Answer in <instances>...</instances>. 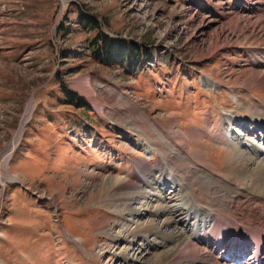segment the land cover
Instances as JSON below:
<instances>
[{
	"label": "rangeland",
	"instance_id": "1",
	"mask_svg": "<svg viewBox=\"0 0 264 264\" xmlns=\"http://www.w3.org/2000/svg\"><path fill=\"white\" fill-rule=\"evenodd\" d=\"M82 16L134 44L137 62L100 63L92 49L98 31L81 25ZM262 18L264 0H0V264H144L132 251L135 261L126 263L121 249L138 248L147 259L169 252L177 243L156 231L118 241L136 226L133 216L117 199L119 183L99 192L106 179L160 192L167 153L180 160L168 170L189 190L182 170H205L193 164L196 154L180 150L177 134L199 133L192 149L218 173L233 164L225 135L229 142L245 138V152L252 144L264 150ZM66 93L83 104H71ZM230 117L239 125L245 120L249 133ZM263 159L264 152L254 162ZM168 182L163 195L173 198L172 208L192 199L206 213L237 219L241 231L264 223L258 196L240 210L229 199L211 206L206 192L181 193ZM131 209H142L138 223L171 217L139 203ZM173 216L189 236L197 219ZM200 237L207 239L191 241L207 264H238L225 262L228 241L218 247L213 237ZM184 253L160 264H205Z\"/></svg>",
	"mask_w": 264,
	"mask_h": 264
},
{
	"label": "bare ground",
	"instance_id": "2",
	"mask_svg": "<svg viewBox=\"0 0 264 264\" xmlns=\"http://www.w3.org/2000/svg\"><path fill=\"white\" fill-rule=\"evenodd\" d=\"M29 113H31V107H29L27 115H29ZM229 121L232 124V126L236 124L239 125L240 123V120L236 121L233 118L231 119V117ZM244 122L245 120L243 121L242 125L239 126L242 127L244 124H246ZM259 123L258 125L260 126L258 125L257 126L258 128H262L263 129L262 131L264 133V125ZM245 130L246 129H244V131ZM245 132L246 135L249 133L248 131ZM177 135H178L177 136L178 141L181 144L183 143L184 145V147L180 146V150H182L183 153L188 155V157H191L193 153L196 154V157L192 158L193 164L195 163V165L201 166L205 170L203 172H199L198 175L196 173L197 169L195 168L187 167L186 170H182L181 173L184 175V181H186L187 185H189L188 187L189 190L186 187H184V185L181 182H180L181 185H179V181L177 177L174 175L173 172L168 170V168L171 166L177 165L178 167L180 160L179 158L174 160L171 155L172 153L171 154L167 153L166 158L168 157L167 159H169L168 162L169 167L162 166L161 168V178H158L159 184H161L162 186L160 192L158 190L157 193L154 194H152L151 192H141L138 191L140 189V186L137 185V183L126 184L127 183L126 182L124 184L123 183L121 184L119 180H113V179L104 180L105 182L104 186L101 188L99 192V193L108 192L110 190L117 188V186L120 184L119 187L123 192L117 196V199L120 202V206H124V207L128 206L129 215L133 216V219H131L130 221L132 224H136V226L134 227V229H128L125 233V236L120 237L119 238L120 240L118 241L126 242L129 239V237L136 238L138 236L144 235L147 232L156 231L157 234L161 236L164 235L167 240L174 241L177 244L174 247H172L169 250V252L163 255H156L154 256L153 259L150 258L147 259L146 258L147 256L142 257V252L139 251L138 248H133V247H124L123 249H121V253L119 254V256H121V258H123L126 263L127 262L129 263L130 260L134 259L129 257V253L130 251H132L134 255L137 256L138 260L141 261V263L160 264L161 261L171 260V258L175 256L178 250H184L185 252L184 254L187 256L188 259L190 258L191 261L197 258L198 260L200 259L203 263L207 264L208 262L207 260L209 258L207 259V257H205L202 259L203 256L201 257V255L199 254V249L192 243L191 240L194 239L193 241L197 242L201 239H207L205 237L197 238L198 236L209 235L215 239L216 241L215 246L218 247L224 245L225 242L228 241V245L226 246H228L227 248L229 251L227 252V255L223 256L225 262L236 261L238 262V264H264V255H262L263 254L262 252L264 250L263 222L259 221L260 224L257 222H253L252 224H250L251 227H246V231L245 229L241 231L242 226L245 225L240 223L237 219L227 217L219 212L206 213L204 207L200 204H197L192 199H191L192 203L190 204L185 203L183 206L175 205L172 208L171 206H169V202L172 201L173 198L163 195L165 191V187L168 185L169 183L168 181L170 180L172 181L171 183H173L174 186L181 187V193L183 191L186 194H190L193 192L198 195V192L200 191L204 194L206 192L207 198L209 199V201L206 202L211 206H215L218 199H221L222 204L223 202L225 204L226 203L225 201L229 199L228 202L229 201L232 202V204H234L233 207L237 210H240L241 204L243 205L249 203V198H251L250 195L258 196L261 198V200L260 199L255 200V202H257V205L263 204L264 202H262V200L264 199V159L259 160L257 164H255L254 160L255 157L258 154L264 152V150L261 149V147L259 148V146L256 147L253 146L252 144L250 145L252 147L251 148L252 150L250 152H245L244 150H241V148L249 147V145L245 142V138L240 139V138L231 137L232 141L229 142L226 139V135H225L223 137L225 139L224 142L226 141V144H228V146L230 145V149H231L228 163L230 164L233 163V164L228 165L224 173H218L210 170L209 166L205 162V153L202 154L200 152L193 151L192 149V144L196 143L199 139H201L199 133L191 134V136L186 135L185 133L184 136H182L181 134H177ZM172 142L173 140L171 139L170 143ZM163 163H161L160 165H162ZM191 173H193L194 175H191ZM208 173L212 174L214 178H211L210 174ZM148 174H150V172L148 173V170H146L145 176H147L148 179L147 182L150 183L149 178L151 176H148ZM165 178H168L169 180ZM223 178H226L225 179L226 184L222 183ZM181 180L182 179H180V181ZM230 181L234 183V186L233 184L229 185ZM117 183L119 184L117 185ZM151 190L155 191V189H151ZM234 192L236 193V197L234 198L230 197L229 194H233ZM202 197L201 199H204ZM157 201L159 202L157 207L153 206V203ZM134 203L141 204L142 208L144 207L146 210L150 208L149 210L150 213L153 212L155 216L169 214L171 215V217L160 222L159 221L157 222V220L154 219H148V221L144 222L146 224L142 222L138 223L137 217L143 216V214L141 211L142 209L141 210L131 209V205H133ZM256 210H258V214H259L258 217L260 218V213L262 211H260V208H256ZM175 213H181V215H183V219H185L186 221H190V220L194 221V219H197L195 225H193V229L191 230V233L188 230L187 235L189 236H185L184 233L181 232V230H178V228L174 226V223L176 224V219L175 216H173V214ZM262 217L264 218L263 212H262ZM244 231H245V235H242L241 233L242 232L244 233ZM229 235L232 236V240H228ZM158 244L162 245L163 243L158 242ZM251 246H253V248H251ZM249 249H254V251L252 252V256L245 261L242 259V257L247 251H249Z\"/></svg>",
	"mask_w": 264,
	"mask_h": 264
},
{
	"label": "trees",
	"instance_id": "3",
	"mask_svg": "<svg viewBox=\"0 0 264 264\" xmlns=\"http://www.w3.org/2000/svg\"><path fill=\"white\" fill-rule=\"evenodd\" d=\"M81 25L86 28L98 31L97 38L93 42L95 58L102 64L107 66H126L137 62L138 50L134 44L122 39H115L104 34L100 30V25L97 20L82 16ZM66 98L71 104L81 106L82 99L75 97L73 93H66Z\"/></svg>",
	"mask_w": 264,
	"mask_h": 264
}]
</instances>
